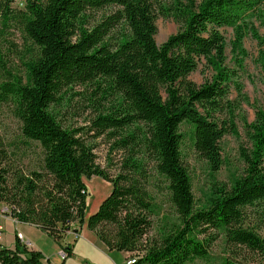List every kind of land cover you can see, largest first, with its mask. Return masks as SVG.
Returning <instances> with one entry per match:
<instances>
[{"label": "trees", "instance_id": "1", "mask_svg": "<svg viewBox=\"0 0 264 264\" xmlns=\"http://www.w3.org/2000/svg\"><path fill=\"white\" fill-rule=\"evenodd\" d=\"M12 2L5 0V19L18 22L30 41L23 58L27 75L8 71L0 94L13 105L22 140L37 143L40 151L31 163L27 149L0 136V211L7 207L9 217L58 242L73 224L86 223L109 250L133 254L136 264L207 258L221 235L229 252L222 264H252L243 258L246 251L264 264V237L250 225L249 214L264 204V110L247 123L250 145L240 147L243 173L231 185H215L206 206L196 207L181 150V125L189 122L198 155L212 171L221 169L220 142L229 131L238 132L229 97L235 72L226 65L223 28L234 30L235 50L242 54L250 33L264 44L251 21L263 14L264 0H28L17 13ZM110 6L112 12L91 19ZM158 15L179 25L160 45ZM204 60L214 74L199 85L190 75ZM76 85L94 86L98 114L74 127L53 107ZM101 137L110 143L109 158L121 153L116 174L97 161ZM94 176L111 183L112 190L87 217L84 178ZM155 178L164 180L178 221L148 241L159 212L149 189ZM260 214L263 218L264 210ZM16 240L14 247L0 243V264H46L41 251L28 249L18 234ZM62 249L66 261L73 246Z\"/></svg>", "mask_w": 264, "mask_h": 264}, {"label": "rangeland", "instance_id": "2", "mask_svg": "<svg viewBox=\"0 0 264 264\" xmlns=\"http://www.w3.org/2000/svg\"><path fill=\"white\" fill-rule=\"evenodd\" d=\"M165 1L170 3L172 0ZM201 1L198 0V2ZM27 2L28 0H14L11 4V9L14 10L12 13L25 10ZM114 9V6H110L97 10L91 15V19H94V17L95 19H100L102 15L112 12ZM5 10V0H0V85L8 80V71L13 74H19L24 79L26 78L27 70L23 64V58L30 44V41L24 37L22 27L18 22L14 19L7 22ZM251 21L258 30L261 39H264V12L261 17L252 18ZM156 24L158 27L156 41L159 45L167 41L179 29L177 22L162 15L157 16ZM223 34L226 39V65L235 72L229 97L233 108L231 117L234 119L238 132L229 131L222 138L220 146L224 162L221 169L214 172L208 162L200 157L195 150L193 125L189 122H183L181 125V132L184 137L181 148L182 157L192 178L196 207L208 205L214 195L213 187L215 185H231L235 178L243 173L244 162L240 156V147L242 145L245 147L250 145L247 136V123L255 120L258 109L264 110V58H262L264 44H260L259 40L250 33L243 39L242 51H245V53L242 54L239 50H235L234 42L236 36L234 30L230 27H225L223 28ZM213 74V69L204 60L200 63L198 69L190 75V78L201 85L209 81ZM93 89L94 86L84 87L76 85L74 89L66 94V98L61 105L53 107L56 116L65 124L74 127L84 125L87 119H94L98 114L97 110H95L98 102L91 98L98 99V96H93ZM104 104H106L105 101ZM0 136L12 146L27 149L30 152L29 159L32 160L31 163L37 158L36 152L40 151L39 145L37 143L27 144L22 140L20 123L14 114L13 105L11 102L4 100L1 94ZM109 144L103 137L96 139L97 161L111 174H116V163H118L117 160L120 158L121 153L116 151L109 158ZM111 158H113V162H110ZM84 180L89 188L88 217L98 209L102 201L110 194L112 185L100 176H94L91 179L85 177ZM149 189L154 193L159 203V212L153 216L152 226L146 235L147 240L151 241L158 239L163 227L171 221H178V217L169 201L168 191L163 179H152ZM1 207L4 212L1 213L0 217H8L6 214L8 208L2 205ZM262 210H264V204H259L250 208L249 214L250 225L264 237V216L262 218L260 214ZM1 222L5 226L3 232L8 240L6 245L14 247L13 244L16 237L15 223L11 220H5V218H2ZM76 224L78 227L81 226L79 223ZM0 230L2 231L3 229ZM85 231L89 235H82L77 256L72 264H110L109 259L106 257L107 252L104 251L106 246L99 240L94 231L88 228ZM74 237H76L75 234ZM245 253L246 256L243 255V258H247L250 263H263V259H260L259 256L256 257L253 253L247 251ZM228 254L225 236L221 235L213 244L210 255L207 258L196 259L188 264H222ZM132 255L129 253V257H133ZM118 257L120 258V256ZM258 260L260 261L259 263Z\"/></svg>", "mask_w": 264, "mask_h": 264}, {"label": "crops", "instance_id": "3", "mask_svg": "<svg viewBox=\"0 0 264 264\" xmlns=\"http://www.w3.org/2000/svg\"><path fill=\"white\" fill-rule=\"evenodd\" d=\"M5 218V220H11L16 225V234L21 239V243L27 246L29 249L41 251L45 256L46 264H72L73 260L77 256L78 247L80 245V240L82 239V235H89L85 229L87 225L77 226V224H73L72 229L65 235L64 239L61 242L55 241L51 238L46 232L42 231L38 227L31 225L29 223L19 222L11 217H0V227H2V231H0V243L6 245L7 237L4 235L5 226L1 222V219ZM90 230V229H89ZM74 233H78L80 236L78 238L74 237ZM16 236V235H15ZM16 237L13 246L16 244ZM72 244L73 246V254L71 257L67 258L64 261L63 256L60 254L62 250V245ZM8 246V245H7ZM106 251V257L109 259L110 264H122L126 259L129 258V252H120V251H111L107 247L104 250ZM118 254V255H116ZM85 255V254H84ZM120 256V258L118 257Z\"/></svg>", "mask_w": 264, "mask_h": 264}, {"label": "built area", "instance_id": "4", "mask_svg": "<svg viewBox=\"0 0 264 264\" xmlns=\"http://www.w3.org/2000/svg\"><path fill=\"white\" fill-rule=\"evenodd\" d=\"M4 212V209L3 210H1L0 211V215H1V213H3ZM0 229H2V227H0ZM1 231V230H0ZM75 235H76V237L75 238H78L80 235L78 234V233H74ZM63 257H64V255H65V253H64V251L63 250H61V253H60ZM133 258H136V257H129L128 259H126V261H124V263H122V264H130V262H133Z\"/></svg>", "mask_w": 264, "mask_h": 264}, {"label": "bare ground", "instance_id": "5", "mask_svg": "<svg viewBox=\"0 0 264 264\" xmlns=\"http://www.w3.org/2000/svg\"><path fill=\"white\" fill-rule=\"evenodd\" d=\"M130 264H136V258H133V262H130Z\"/></svg>", "mask_w": 264, "mask_h": 264}]
</instances>
